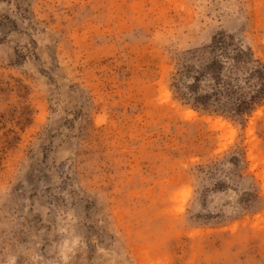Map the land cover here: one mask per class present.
<instances>
[{"label":"rangeland","instance_id":"1","mask_svg":"<svg viewBox=\"0 0 264 264\" xmlns=\"http://www.w3.org/2000/svg\"><path fill=\"white\" fill-rule=\"evenodd\" d=\"M220 36L264 66V0H0V264H264V100L187 91Z\"/></svg>","mask_w":264,"mask_h":264},{"label":"trees","instance_id":"2","mask_svg":"<svg viewBox=\"0 0 264 264\" xmlns=\"http://www.w3.org/2000/svg\"><path fill=\"white\" fill-rule=\"evenodd\" d=\"M208 52L213 57L196 72L187 89L195 107L221 106L242 115L264 100V66L254 59L251 49L237 47L233 37L220 36Z\"/></svg>","mask_w":264,"mask_h":264}]
</instances>
